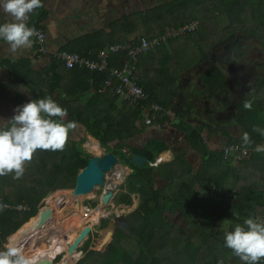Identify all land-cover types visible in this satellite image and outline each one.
I'll use <instances>...</instances> for the list:
<instances>
[{
    "label": "trees",
    "instance_id": "trees-1",
    "mask_svg": "<svg viewBox=\"0 0 264 264\" xmlns=\"http://www.w3.org/2000/svg\"><path fill=\"white\" fill-rule=\"evenodd\" d=\"M164 7L167 12L171 9L176 11L173 19L167 20L170 26L197 19L198 28L181 36L189 40L192 33L198 32V38L203 43L202 46H192L188 41L185 42L186 58L184 57L183 62L175 58L176 49L172 53L162 54L161 58L149 55V51L159 50L163 44L138 56L134 73L138 82L144 85L148 94L147 102H155L161 106L156 111L149 109L147 104L146 108L130 104L112 90H102L105 73L85 68H66L54 57L47 69L37 78L28 76L30 68L20 73L19 79L32 92L29 97L13 94L9 89L10 83L0 84L2 101L22 106L30 100L50 96L67 110L65 117L52 119L64 124L76 122L75 129L69 131L63 151L37 150L32 160L25 163L22 177L15 179V173L0 176V203L22 201L29 206L28 210L0 211V251L6 250L5 238L7 242L14 234L15 238L9 243L16 244L17 239L36 221L35 214L50 194L59 189L74 187L77 173L91 157L82 146L84 133L87 132L97 139L106 151L122 157L131 169L124 177L125 190L116 193L114 203L130 205L133 193L138 202L135 208L126 214L130 228H116L102 249L94 245L90 236L91 233L99 231L98 225H94L80 248L86 252L76 264H230L232 255L234 261L236 260L233 250L225 246V233L233 231L241 220L254 219V209L259 208L258 206L264 207V152L258 153L254 150L257 145H264V135L253 131L254 127L264 129V77L261 78L260 87L254 92L256 94L239 99L233 107V124L238 133L230 131L229 127H219L224 144L236 143L250 150L237 159L224 157L221 148L212 149L208 146L203 135L207 124L205 120V124L194 123L181 115L171 116L169 96L175 93L174 78H181L184 72L197 64L206 55V45L223 36L225 32L248 31L264 42V0H169ZM208 9L223 13L228 25L220 29L213 15L206 16ZM148 13L146 15L143 10L133 11L126 19L122 17L114 21V25L125 24V27L137 30L143 20H148ZM31 14L37 18L33 26L44 30L39 22L47 14L44 6L35 9ZM165 30L162 26L159 28L160 33ZM125 31L129 32L130 29L126 28ZM125 35L117 36L110 43L123 42L126 40ZM152 35L154 34L146 36ZM32 43L36 47L34 40ZM104 44L106 45L102 42L95 46L104 48L107 46ZM71 46L74 45L66 44L60 49L77 52ZM93 49L92 53L88 49L79 50L78 53L93 57L98 48ZM124 55L125 53L113 54L110 63L118 65ZM155 60L159 62L156 63ZM159 64L161 67L157 69L156 65ZM162 66L166 68L167 73L177 70L178 66L183 70L176 77L174 73L169 79L164 76V82L161 80L159 86L155 87L158 76L156 74L162 72ZM208 73L209 76L203 77L201 81L206 87L198 90V93L196 90L194 92L199 96L201 93L206 94L207 90L206 101L211 99L215 105L206 106V115L209 116L213 109L225 103L229 94L226 88L216 82L217 78L225 81L223 70L217 65H212ZM245 101L252 102L251 110L243 107ZM153 125L161 128L171 126L183 131L185 143L200 155L201 166L193 167L186 157V152L181 150H174L171 159L160 161L156 165L148 162L141 167L134 165L131 162L134 154L147 155L150 150L161 153L170 148L167 142L158 138H148L142 146L133 142L137 134ZM72 132L79 136L78 139L71 137ZM245 132L251 138L250 145L243 143L242 135ZM95 139L91 142L99 146ZM86 146L98 152L92 144L87 143ZM124 148L128 149L129 154L123 151ZM163 155L164 153L160 155L161 160ZM153 156L155 155L150 158ZM72 192L73 190H60L48 199L46 205L61 204L60 209L56 211L60 213L65 207V197ZM88 204L89 207L95 208L97 202L89 201ZM168 214L180 215L187 229L184 230L179 224L168 221ZM75 215L73 212L67 220L76 224ZM89 220L88 214L81 215V225ZM107 220V217H103L99 222V227L104 232ZM221 221H229L228 228H222ZM61 228L62 225L57 230L60 235ZM57 236L58 234H54L48 245L43 242L33 248L37 256H48L47 249L54 251L59 245L62 246L61 250L65 251L66 245L73 242L76 234L66 236L62 241ZM178 237L181 238V244L179 243L174 251L166 252L167 245ZM28 243L21 248L25 250ZM90 246L95 247L88 250ZM73 256L74 253L65 254L62 260L71 261Z\"/></svg>",
    "mask_w": 264,
    "mask_h": 264
},
{
    "label": "crops",
    "instance_id": "crops-1",
    "mask_svg": "<svg viewBox=\"0 0 264 264\" xmlns=\"http://www.w3.org/2000/svg\"><path fill=\"white\" fill-rule=\"evenodd\" d=\"M42 4L47 12L43 19L39 21L40 24L43 25L46 35L45 53L37 55L33 43H31L30 47L21 48L18 49L16 53H12L10 51V45L5 40L0 39V84L10 83V91L13 94H19L24 98L29 97L32 92L30 88L25 83H23L21 79H19L20 73L22 71H28V69L30 68V74L28 76L30 78L39 77L47 69V66L49 65L53 57L52 54L55 50L62 48L66 44L72 43L74 46L71 47L77 50V52L79 50L87 49L89 52H91L94 51L93 47H95L96 49L98 48V50L96 51L97 53L100 49H102L101 46H95L99 43L104 42L108 46V44L111 41L115 40L117 36L121 37L125 34L126 40H124L123 42H127L133 39L134 35L138 34L137 31H133L131 27H125V24L124 26L120 24L114 25V21L122 17L126 19L127 16L129 17L133 12L131 5L130 9L129 4L126 0H42ZM36 20L37 18L30 13L29 18L26 21L27 26H33ZM8 22L15 21L11 16L4 13L3 10L0 9V24ZM141 26L142 25H140V28L142 29ZM126 28H129L130 31L126 32ZM114 42L121 43L117 41ZM220 68L222 69V67ZM176 79L177 82L174 84L175 93L170 94L169 96V114L171 116L181 115L182 118L184 116V118H186L190 122L204 123V120L206 121L207 117L205 109L206 106H208V101L206 103L205 100L208 97H206V94L202 93L199 96L195 94V92L198 93V90H202L203 87L195 83V78L194 80H184L179 76L176 77ZM68 83L70 84V82ZM142 86L144 85L142 84ZM156 86H158V81H156L155 83V87ZM21 88L27 89V91H22ZM192 88H195L196 91L194 92ZM210 97L211 96L209 95V98ZM5 104H9L12 110H15V108L18 106L16 103L4 102L0 100V110L1 108L4 110ZM8 110L9 109H7V112L1 111V114L9 115L8 112L10 111ZM3 121L6 122V118L0 117V122ZM81 129L82 128H80V130ZM145 129L146 131L147 129H151V135H149L146 140L148 138L163 139L170 146L168 150H165L161 153L155 152L156 155H161L162 153H166L167 155H169L168 151L173 153L175 149L177 150V148H175L173 145L174 141L176 140L168 138V136L166 137V133L164 131H162V133L159 132V129H163L166 131L169 130L172 132V129H174L173 127L167 126L165 128H161L158 125H153L148 126ZM171 132L169 133L172 135ZM232 132L235 133V130H232ZM86 135L90 134L86 132ZM203 135L210 148L219 149L217 146L219 145L220 141H223L224 137L218 127H214L211 123L208 122L206 124V128L203 130ZM182 136L184 139V132ZM91 137L95 139L93 136ZM133 139L132 141L135 142L138 146H142L146 141L145 140L141 142V139H139L140 141L138 142L136 136ZM95 140L98 143V140ZM150 151L146 155L148 157V160L152 159L149 158L151 156ZM258 207L259 208L254 209V216L264 214V207ZM244 221L245 220H241L240 223L238 221L237 222L239 225L245 227V230H247V226L244 225ZM229 225V221L220 222V226L222 228L226 229ZM81 246L82 244L77 248V251H79V253L80 251H82L80 250ZM75 258L79 259L81 257L77 256ZM230 264H246V262L242 261L239 256H237L236 260L234 261V255H232ZM258 264H264V259L258 261Z\"/></svg>",
    "mask_w": 264,
    "mask_h": 264
},
{
    "label": "clouds",
    "instance_id": "clouds-1",
    "mask_svg": "<svg viewBox=\"0 0 264 264\" xmlns=\"http://www.w3.org/2000/svg\"><path fill=\"white\" fill-rule=\"evenodd\" d=\"M41 7L42 0H0V9L15 21L0 24V39L10 45L12 53L31 46L30 38L36 36L37 32L34 27H28L26 21L30 13ZM21 90L27 91L24 88ZM243 107L251 110L252 102L245 101ZM14 112L10 120L0 122V176L15 173L14 178L19 179L24 173L25 163L32 160L37 150L63 151L69 131L75 129L76 122L64 124L53 120L52 117H65L67 110L50 96L18 105ZM253 131L264 135V129L259 127H254ZM242 140L245 145L252 143L247 132L243 133ZM254 150L264 152V145H257ZM5 207L0 205V211ZM244 225L247 230L237 224L233 231L225 233V246L246 264H258L264 259V221L248 218ZM0 264L33 262L24 255L21 247L9 243L6 250L0 251Z\"/></svg>",
    "mask_w": 264,
    "mask_h": 264
},
{
    "label": "rangeland",
    "instance_id": "rangeland-1",
    "mask_svg": "<svg viewBox=\"0 0 264 264\" xmlns=\"http://www.w3.org/2000/svg\"><path fill=\"white\" fill-rule=\"evenodd\" d=\"M126 1L129 4V8L131 9V7H132L133 11L143 10L146 15H147V12H149L148 13V20L147 21L143 20L141 22L142 29L139 26L138 29L136 30L138 34H141V35L154 34V35H156V34L160 33L159 28L161 26L164 27V30H165V28L167 29L168 27H172L168 24L167 20H168V18L173 19V16H175L176 11L174 9H171L167 12V9H165L164 6L167 4V2L169 0H126ZM130 5H131V7H130ZM206 12H207L206 13L207 17H211L212 15L214 16L216 22L220 26V29L228 25V21L226 20V16L223 13L217 12V11L213 12L210 9H208ZM146 15H143V16H146ZM146 28H147V30H146ZM198 34H199L198 32L192 33V35H191L192 37H190L189 40H187L186 37H184V36L172 37V38H170V40L164 42L163 46L159 50L153 49L152 51H149V55H151V56L155 55L156 58H158V57L161 58L162 54L172 53L174 51V49H176L177 51H175V52H177V54H176L177 57H175V58L180 59L183 62L185 60L184 57L186 56V50H185L186 43L185 42L188 41L187 43L189 45H192V46H202L203 42H200L201 40L198 38ZM253 47H251L250 51L256 52L257 56H261L262 58H264V47L258 48V50H255L256 48L255 47L253 48ZM208 49H209V46L205 48V50H208ZM155 62L157 63V62H159V60H155ZM166 64H168V63H166ZM156 67H157V69H159L161 67V65L160 64L156 65ZM197 69H198V66L196 64L192 65V67L188 71L184 72L183 75H181V78L184 80H194V77H195L194 74H195V71ZM182 70H183V68L181 66H178L177 70H175V71L171 70V72L167 73L166 68H164L162 66V72L161 73L157 72V74H156V75H158L156 77L157 81H158V83H160L161 80H162V82H164V76L169 79L172 77V73H174L175 77H176L177 75H179V73ZM161 75H162V77H161ZM176 80L177 79L174 78L173 82L175 81V83H176ZM158 86H156V87H158ZM253 94H256V93H254V92L251 93V95H253ZM249 95L250 94H248V96ZM5 108L9 109L8 110V111H10V112H8L9 115H7V114L2 115L1 114V111L7 112V109H5ZM5 108H4V110L1 108L0 114L2 116L0 115V117H4V118H6V121H8L10 119V117H12L14 115V110H12V108L9 106V104H5ZM224 113H221L219 118L220 119L225 118L226 120L229 119L228 120L229 126H227V127H229L230 131L235 130V133L237 134L238 129L233 124V110L230 112L231 114L225 115ZM4 121H5V119H4ZM210 121L214 122V120H212V119H210ZM173 128L174 129H172L173 130L172 132L169 130L166 131L163 129H159V132L162 133V131H164L166 133V137L168 136V138L175 139L176 141H174V144H173L174 147L177 148V150H181V151H184L187 153V157L190 159V162L192 163L193 167H195V168L200 167L201 166L200 155L197 154L196 151L192 150L184 142V139L182 136L183 132L176 129L175 127H173ZM144 130L145 131L140 132L141 134L136 135L138 142L140 141L139 139H141V142L145 141L146 138L149 135H151V132H150L151 129L150 130L147 129V131H146V129H144ZM169 132H171L172 135ZM84 135H85V139H84L82 146L86 150V152H88L91 156L92 155L101 156L106 152V150L103 147H101L99 143H98L99 146H97L93 142H91L93 139L91 137V135H86V133H84ZM71 137L74 139H78L79 136H77L74 132H72ZM87 143H90L94 147H96L98 152L89 149L88 146H86ZM222 144L223 143L220 141L219 145L217 147L221 148ZM123 151L125 153L129 154V151L127 148H124ZM168 154L169 155L164 153V155H163L164 158L162 159V161L169 160L173 157L172 152L168 151ZM117 158H118V160L116 161L114 166L110 170L105 171V173H104V184L102 186L95 185L93 187V189L90 190L89 193L82 195V196H78L75 199H73L72 201H70L68 204L65 205L62 212L56 213V215L51 220L52 222L50 224H48L43 230L38 232L36 235L35 234L32 235L31 237H29L27 240H24L23 242H19L18 241L19 238L17 239V242L15 245L18 247H21L26 242H29L27 244L28 247L25 250H23V253L26 257H32V258L36 257L37 256L35 253L36 251L33 250V248L41 245L43 242L47 243V245H48V243L50 241L49 239L51 237V228L50 227H56L58 230L59 225L60 224L62 225L61 229H62V234H64V236L62 237L61 236L62 234L61 235L58 234L57 237L59 238V240H63L66 236L76 234L80 230V224L79 223L74 224V222L71 219H70L71 221L67 220V217H69L73 212L76 213V215H78V217L81 216L82 214H84L82 210H84L85 207H87L89 205L88 204L89 201H96L97 202V207H95V208H91L88 206L91 209L90 210L91 214H89L90 220L87 221V223L91 224L92 227H93V225H98L99 220L103 217L112 218L116 214L126 215L127 213H129L131 210H133L135 208V206L137 205V202H138V198H137V196H135L133 194H131L132 203L130 205H125V204H117L116 205L114 203V197H115L116 193L119 192L120 190L123 191L125 189V188L124 189L120 188V185L124 184V177L130 169L122 157L117 156ZM152 160H155V159L153 158ZM108 188H111L114 191V197L110 198L109 202L104 204L100 201V196L104 192V190L106 191ZM72 189L73 188L56 190L55 192H53L52 194H50V196H48L46 198L44 204L48 201V199L52 195H54V193H56L60 190L66 191V190H72ZM69 195H71V194H69ZM69 195H67V196H69ZM60 205H56L54 207V209L56 208L55 210L58 211V209H60V207H61ZM36 214H35V216H36ZM167 218H168V221H170L171 223L179 224L184 230L187 229L185 222L180 215L168 214ZM83 224L81 225V227L83 226ZM98 229H99V231H97L95 234L91 233V235H90V236H93L92 240H94V242L93 241L92 242L94 243L95 246L99 243L100 238L102 237V235L104 233V230H101L100 228H98ZM15 236H16V234H14L10 240H13L15 238ZM10 240H7V242H6V238H5V242H4L5 247H6L5 243L8 245ZM69 243L70 242H68V244ZM95 246H90L88 248V250L94 248ZM58 248L61 250L62 246L59 245ZM175 249H176V247L173 249V251ZM169 250L170 249H167L166 252H168ZM85 252H86V250L85 251L83 250L81 254L78 251L74 252V256L72 257L74 259H73V261L71 259V261L68 264H76L78 259L75 257H77V256L82 257V256H84ZM161 254H162V252H160V255ZM62 257H63V253L59 254L55 259V263L59 264L62 260ZM151 261L152 260H150V262Z\"/></svg>",
    "mask_w": 264,
    "mask_h": 264
},
{
    "label": "built area",
    "instance_id": "built-area-1",
    "mask_svg": "<svg viewBox=\"0 0 264 264\" xmlns=\"http://www.w3.org/2000/svg\"><path fill=\"white\" fill-rule=\"evenodd\" d=\"M198 25V20L192 19L178 24L177 26L168 27L165 31L157 35L146 36L136 34L130 41L109 44L108 46L100 49L93 57L65 49L55 50L52 56L66 68H85L91 71L105 73L102 90H112L130 104L140 105L142 108H146L147 104L149 109L156 111L160 109L161 106L155 102H147L148 94L144 90V87L138 82V77L134 73L135 63L138 61V56L163 44L164 42L168 41L169 38L181 36L185 33L196 30ZM28 27H34L37 32L36 36L30 38L36 43V54L40 55L45 53L46 35L44 30L36 26ZM116 53H125V55L124 59L122 58L118 65H113L110 63V59L111 56ZM147 122H149V119H147ZM221 149L223 151L224 157L235 159L250 151L247 147L236 143L223 144ZM153 158L155 160H152ZM153 158L148 160V163L151 165H156L161 161V159H156V156H153ZM130 171L131 169H129L126 174H128ZM0 205H6L7 207L4 209L9 210L12 209L22 211L29 209V206L22 201L5 202L0 203ZM88 210H90V208L88 206L85 207V212ZM254 220L257 222L264 221V214L255 216ZM83 225H88V223H84Z\"/></svg>",
    "mask_w": 264,
    "mask_h": 264
},
{
    "label": "flooded vegetation",
    "instance_id": "flooded-vegetation-1",
    "mask_svg": "<svg viewBox=\"0 0 264 264\" xmlns=\"http://www.w3.org/2000/svg\"><path fill=\"white\" fill-rule=\"evenodd\" d=\"M208 46L209 49L206 50V55L196 64L198 69L194 74L195 83L205 88L206 85H202L201 81L203 77L209 76L208 70L210 67L212 65H219L222 67L225 81L217 78L218 80L216 82L222 88H226V92L228 91L227 93L229 95L225 98V103L222 104L221 107L215 110L213 109L209 116L206 115V123L209 122L212 126L218 128L221 126L227 127L229 126V119H220L219 116L221 113L226 111L224 113L225 115L231 114L230 112L239 99L251 96V93L255 92L260 87L261 78L264 77V58L257 56V53L251 52L250 49L254 46L256 48L255 50H258V48L264 47V42H261L248 31L233 30L225 32L223 36L221 35L218 39L208 44L207 47ZM192 89L193 91L195 90V88ZM205 93L207 95V90ZM248 94L250 95L248 96ZM207 104L215 106L211 99ZM210 119L214 120V122H211ZM124 188L125 185L123 189ZM133 195L135 194L133 193ZM79 224L81 227V221ZM98 228H100L99 224ZM62 253L63 257L65 254L69 255L67 251L58 250L55 254L51 255L53 262L56 256ZM33 258L42 257L36 256ZM73 259L74 258H72V261Z\"/></svg>",
    "mask_w": 264,
    "mask_h": 264
},
{
    "label": "water",
    "instance_id": "water-1",
    "mask_svg": "<svg viewBox=\"0 0 264 264\" xmlns=\"http://www.w3.org/2000/svg\"><path fill=\"white\" fill-rule=\"evenodd\" d=\"M150 153L151 155L156 156L155 151L151 150ZM117 160H118L117 155L111 151H106L101 156L92 155L89 158L87 164L83 168H81L77 173L75 179V185L72 190L81 189L82 191L86 192L92 190L95 185L102 186L104 184L105 171L110 170L114 166ZM131 162L137 167H141L143 166L144 163L148 162V157L142 154H134L131 157ZM123 187L124 184H121L120 188L123 189ZM113 197H114V191L111 188H108L104 193L101 194L100 201L106 204L109 202V199ZM46 203L42 207H40V209L37 212V214L39 213L38 225H42L43 222L51 218L52 210L51 207L49 208L45 207ZM95 207H97V205ZM118 227H123L128 229L130 228V223L128 221V218L124 214H116L112 218H109L107 220L106 230L103 235L104 237L97 244L96 247L102 249L106 245V243H108L109 240L111 239L113 235V231ZM89 228H90L89 225H83L82 227H80V231L77 234L75 241L78 242L81 239H83L84 236L88 233ZM87 237H85L83 241ZM180 242H181V238L178 237L170 245H167L165 250L167 249L173 250L175 247L179 245ZM75 246L76 244L73 245L72 243H70L67 247V252L69 254L72 253ZM33 264H45V263L43 261H36L33 262ZM51 264H57V263H55L54 261Z\"/></svg>",
    "mask_w": 264,
    "mask_h": 264
},
{
    "label": "bare ground",
    "instance_id": "bare-ground-1",
    "mask_svg": "<svg viewBox=\"0 0 264 264\" xmlns=\"http://www.w3.org/2000/svg\"><path fill=\"white\" fill-rule=\"evenodd\" d=\"M159 156V155H158ZM156 157V159H160V156L159 157ZM90 191H82L81 189L80 190H73L72 194L69 195V196H66L65 199H64V203L65 205L68 204L70 201H72L73 199H75L76 197L78 196H82V195H85L87 193H89ZM46 208H49L51 207V210H52V214H51V218L46 220L45 222H43L42 225H38V220H39V213L37 214V219L35 222H33V224L23 233V235H21L18 239L19 242H23L24 240H27L29 237H31L32 235H36L38 232H40L41 230H43L48 224H50L52 221V218L56 215V208L54 209V205H45ZM91 210V209H90ZM90 210H88L87 212H85V209L82 210L84 214H91L90 213ZM77 221V223H80L81 221V216L78 217V215H75L74 217ZM61 225V224H60ZM59 225V226H60ZM89 225V231L88 233L84 236L87 237L89 235V233L91 232V229H92V225L91 224H88ZM51 228V237L49 240L53 239V236L54 234H59L57 232V228L56 227H50ZM80 231V230H79ZM79 231L76 233V236L77 234L79 233ZM76 236H75V239H76ZM83 238V239H84ZM75 239L73 240V242H71L73 245L76 244L74 250L72 253L70 254H73L74 252L77 251V248L79 247V245L83 244L84 241L83 239H81L80 241L76 242ZM62 241V240H60ZM69 245V244H67ZM67 245H66V251H67ZM49 247H50V244H49ZM58 250H60L59 248L57 250H54V251H49V249H47L48 252L47 255L48 256H45V257H42V258H29L32 260V262H36V261H43L45 264H51L53 262V258L51 257V255L55 254V252H57ZM79 252V251H78ZM82 251H80L81 253ZM37 255V254H36ZM70 261L68 260H62V262L60 264H68Z\"/></svg>",
    "mask_w": 264,
    "mask_h": 264
}]
</instances>
